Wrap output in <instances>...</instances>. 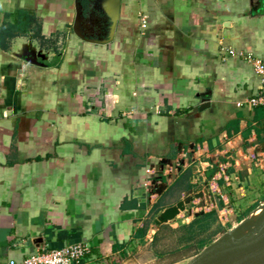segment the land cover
<instances>
[{"label":"crops","instance_id":"0c3cea01","mask_svg":"<svg viewBox=\"0 0 264 264\" xmlns=\"http://www.w3.org/2000/svg\"><path fill=\"white\" fill-rule=\"evenodd\" d=\"M112 5L0 0V27L43 38L0 48V264L76 243L83 264L157 257L155 220L192 179L201 206L183 227L264 204V105H247L261 81L242 56L264 62V0H119L109 40Z\"/></svg>","mask_w":264,"mask_h":264},{"label":"rangeland","instance_id":"374dc122","mask_svg":"<svg viewBox=\"0 0 264 264\" xmlns=\"http://www.w3.org/2000/svg\"><path fill=\"white\" fill-rule=\"evenodd\" d=\"M188 178L187 174H185L182 178L181 185L187 184ZM192 182L195 189L183 196L179 193L182 188L179 185L169 191L168 205H175L177 202L185 201L186 199H189L190 203L185 207L186 212H180L173 220L167 222L169 224V226H167L168 228L162 229L156 241L149 246L153 254L159 253V255L154 257L155 255L152 256L149 252V256H145L139 261L141 262L140 264H189L193 256H196V254L198 255L203 247L209 243H214L221 236H229L234 248L253 241L264 242V204L251 213L248 211L246 214L239 217L236 214V218L232 225L226 226L224 229L220 228L216 223V218L212 214L205 216L194 226H181V224L187 221L190 215L194 216L196 208L201 206L199 203L201 202L200 198L195 197L196 194L201 193V191L199 192L201 186H198V181L196 179H192ZM193 210L195 212L191 213ZM244 221H246V224L242 227L241 224ZM237 262L238 264H245L247 260L238 259ZM220 263L221 259L214 262V264Z\"/></svg>","mask_w":264,"mask_h":264},{"label":"built area","instance_id":"2783aa9c","mask_svg":"<svg viewBox=\"0 0 264 264\" xmlns=\"http://www.w3.org/2000/svg\"><path fill=\"white\" fill-rule=\"evenodd\" d=\"M141 27H144V23L141 24ZM230 54H234L233 51H230ZM243 58L248 62L253 68L255 74L259 77L261 81V90L258 95L251 97L247 101V105L250 107H257L264 105V62L256 59L250 53L242 54ZM258 162L257 165H260ZM146 175H155V171L152 168L146 169ZM163 174L168 178L169 175ZM170 179H168L169 182ZM155 179H149L145 181L144 186L149 187V200L153 201V198L159 196L156 193V189H152L154 186L152 182ZM160 181H156L159 184ZM90 247L88 244L76 243L71 244L59 249H50L43 248L40 251H36L29 256L25 257L19 264H83L86 259V256L90 255ZM9 264H15L14 261H10Z\"/></svg>","mask_w":264,"mask_h":264},{"label":"water","instance_id":"95a60500","mask_svg":"<svg viewBox=\"0 0 264 264\" xmlns=\"http://www.w3.org/2000/svg\"><path fill=\"white\" fill-rule=\"evenodd\" d=\"M118 5H119V0H113V5H112V10H111V25L109 27V40L112 38L113 33H114V29H115V24L117 21V12H118ZM79 20L80 18L76 19L75 22V27H74V32L77 36H79L80 38L83 39V36L80 34V30H79ZM25 61H27L28 63H31L33 65L36 66H42V64L38 63L37 60L35 59V57H30L25 55L24 56ZM161 173L163 174V172L161 171ZM170 179V176L167 178V180ZM156 181H162L160 176H157V178H155V181L152 182V184L154 185L152 187V189H156V193L158 195L161 194L160 190H157V183ZM196 198H201L202 197V193L196 194L195 195ZM190 203L189 199H186L185 201H179L177 202L174 206H171L167 209H165L155 220V224L156 225H160L163 223H166L168 221L173 220L177 215H179L180 212L185 211V207L186 205H188ZM198 214H196L195 216H197ZM259 250L258 253H250L249 257H247V262L245 264H264V242L262 241H253L250 243H246L244 245H240L237 246L233 251L231 252H226L224 259L222 261L221 264H238L237 260H231L232 256H236L239 252L242 251H248V250Z\"/></svg>","mask_w":264,"mask_h":264},{"label":"bare ground","instance_id":"6f19581e","mask_svg":"<svg viewBox=\"0 0 264 264\" xmlns=\"http://www.w3.org/2000/svg\"><path fill=\"white\" fill-rule=\"evenodd\" d=\"M246 221H244L241 225L242 227L245 226ZM235 248L233 246L231 238L229 236H224L223 238H219L217 241H215L214 244L206 247L197 258L193 259L189 264H214V262L218 259H221V263L224 259L226 252H231ZM259 250L253 251H242L239 252L236 256H232L231 260H238V259H244L246 260L247 257H249L250 253H258ZM218 258V259H216ZM220 263V264H221Z\"/></svg>","mask_w":264,"mask_h":264},{"label":"trees","instance_id":"16d2710c","mask_svg":"<svg viewBox=\"0 0 264 264\" xmlns=\"http://www.w3.org/2000/svg\"><path fill=\"white\" fill-rule=\"evenodd\" d=\"M26 19L27 22L29 24H37V21L35 19V17L31 16V15H26ZM29 26L26 27L24 30L23 29H19L18 26L12 25L6 21H4L0 27V48L2 50H8L9 49V43L13 38H16L18 36H23V35H27V33L31 32L32 33V39H35L37 41H39V45L42 46V36L40 35V31H39V27L36 26V29H32L31 31H28ZM190 187L187 186V190H189ZM245 219V218H244ZM243 220V219H242ZM241 220V221H242ZM239 223V222H238ZM221 236V235H220ZM217 239V238H216ZM212 243V242H211ZM210 244V243H209ZM208 244V245H209ZM207 246V245H206ZM204 248V247H203ZM197 255V254H196ZM195 256V255H194Z\"/></svg>","mask_w":264,"mask_h":264}]
</instances>
